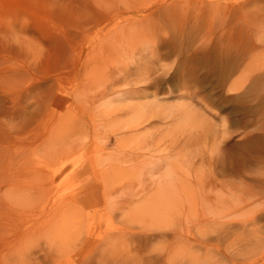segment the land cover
I'll return each mask as SVG.
<instances>
[{
	"label": "rangeland",
	"instance_id": "374dc122",
	"mask_svg": "<svg viewBox=\"0 0 264 264\" xmlns=\"http://www.w3.org/2000/svg\"><path fill=\"white\" fill-rule=\"evenodd\" d=\"M118 11L157 49L108 58L109 32L123 25ZM114 65L142 81L137 91L80 103L91 76L103 80ZM134 102L189 116L186 124L152 119L141 130L149 131L142 146L154 140L165 150L142 160L167 158L165 168L175 163L188 184L162 214L141 208L146 196L126 190V177L103 174L116 164L119 141H104L116 122L93 140L95 114ZM61 117L75 120L70 140ZM111 177L123 189L106 196ZM210 182L218 190L204 188ZM55 205L68 209L62 229ZM160 227L192 234L186 264H264V0H0V264L28 254L29 264H99L113 246L130 249L121 255L135 264H165L148 258L172 237L144 235Z\"/></svg>",
	"mask_w": 264,
	"mask_h": 264
},
{
	"label": "bare ground",
	"instance_id": "6f19581e",
	"mask_svg": "<svg viewBox=\"0 0 264 264\" xmlns=\"http://www.w3.org/2000/svg\"><path fill=\"white\" fill-rule=\"evenodd\" d=\"M182 6L183 5L181 3L179 6H178V4H175L172 7L173 13L179 14L181 11L180 9H183ZM179 7H180V9H179ZM127 10H128V8H127ZM118 12H119L118 18L121 19V21L123 19V25L120 27H115V28L111 29V31L109 32L107 40L105 41L107 53L108 54L110 53V56L107 55L108 58L114 57V61L116 60L117 63H120L121 57H124V54L127 53L128 49L129 50L130 49H138L139 47L143 48L146 45L147 46L150 45V46L155 47L157 49V47L155 46L154 39L145 38L142 41L139 40V37H138L139 32L137 33L127 23L128 19L125 18L127 12H124V11L123 12L118 11ZM199 12H200V10H198V13ZM150 50H151V48H150ZM133 53H134V51H133ZM135 57L136 56H131L132 61L137 60V57L136 58ZM153 59H155V60L157 59V53ZM117 66H115L114 69L108 68V66H106L107 70L105 73L103 72L102 75L105 76L108 74V77H106L103 80L102 79L97 80L96 78L91 76V78L85 83V84H88V86L85 87L84 91H82V92L80 91L81 93L79 92V94L85 93L84 95L81 96V99H79L80 103L83 102V103L89 104L90 102L94 103L96 100L102 101V100L110 98V97L114 98V101H121V100L124 101L125 97L133 95L137 91L135 89V86L138 84V82H142V81H139L140 80L139 78H138L139 80H136V79L135 80H129L130 74H127V72H126L127 69L123 66H120V65H119L120 67L119 66L117 67ZM93 70H94V68L92 69V72H93ZM151 74L152 73H150V75ZM248 77H249V75H248ZM147 78H146V80H147ZM157 79L158 78H154L153 81L150 82L149 84L157 83L159 80V79L158 80ZM122 81L126 82L123 85V87L120 85ZM96 82H98V83H96ZM82 90H83V88H82ZM77 95H78V93H77ZM91 109L89 111H91ZM165 111H166V109H164V112ZM188 117L187 116L185 117L182 115L177 116V115H174L172 113L167 114V112H165L164 114H161L159 105L153 104V103L148 104L146 102L128 103L126 105H122L121 107H114L112 109L111 113H107V111H102L100 114L94 115L93 122L95 124L97 131H96V136L93 140H95L96 142L98 140H101L100 139L101 133H99V128H103L104 130H106V127L108 125L116 122L115 127L112 130V133L107 138H104V141L106 140V142H107V140H108V142H110V139L111 140L113 139L115 141H119L118 142L119 146H117V148L119 150H117V152L115 153V159H113L116 161V164L113 166V169L107 168V170H103V174L109 175V173L115 172L114 177H116V176H119V178L126 177L127 180L129 181L128 183L126 182V186H125L126 190L128 189L129 191H131L133 196H146L144 198V201H141L142 199H139L140 205L142 204L141 208L149 209L156 214H162V213H164L165 209L172 210L177 206L176 205V199L174 198V196L172 197V195H175V191L177 192V194L178 193L180 194V192H183V191H186L189 189V188H187L188 187L187 183L181 184V178L178 177L179 171H178V168L176 167V165H174L175 163L172 164L169 168H165L168 164L165 161L167 158L161 159V158L156 157V158L152 159L153 158V155H152V156H150V160H149L150 162L149 163L146 162L145 160H142L143 157L148 156L147 153H152L155 150L162 151V152L165 151V150H160L159 149L160 147L158 149H156L157 143H155L154 140H152L151 142L149 141V143H146V145L142 146V143L144 142V140L149 136L148 130H146L147 132H145L143 134L141 133L142 128L144 129V127H146L148 124H151L152 119H156V118L157 119L161 118L162 120L167 119V118L168 119L173 118V120H174L176 118V121L179 120L180 124H186L188 122V119H187ZM73 119L74 118H71V119L65 118L64 119L61 117V120L58 124V129H63V132L70 130V131H68V134L64 133L65 138L66 139L69 138V140H70L71 135H72V132H71L72 128L70 129L69 127L72 125L73 122H75V120H73ZM67 123H69V124H67ZM70 123H71V125H70ZM75 124L76 123H74V125H72L71 127H76ZM68 125H69V127H68ZM54 131H55V129L53 127V129L51 131V136H50V144H53V142H54ZM94 132L92 134H94ZM73 139H71V140H73ZM148 139L149 138H147V140ZM86 140H88V137ZM128 141H131V142H128ZM145 142H146V140H145ZM69 145L67 144V146H69ZM128 146H130V147H128ZM94 147H96V146L94 145ZM69 148H68V150H69ZM95 155H97V154H95ZM98 158L100 159V157H98ZM104 161H105V159H104ZM101 166H102V164H101ZM101 170H100V172H101ZM198 177H199V175H198ZM143 178L149 179V180H151V182L149 181L150 183L145 185V184H143ZM199 178H201V177H199ZM203 179H204V177H203ZM111 180H113V181H111V183H109V184H108V182H105L106 183L105 184V187H106L105 195L106 196L110 195L111 193L113 194V193L118 192L119 190L123 189V187L118 188L113 183V182H115L114 180H116V178L112 179V177H111ZM199 181H200L199 183H202L201 181H203V180L201 179ZM231 185H233V184H231ZM203 186H204V188H207V186H210L209 188L218 190V185H216L213 182H210L208 184H204ZM204 188H202V189H204ZM197 189H199V187H197ZM202 191L204 192V190H202ZM145 192H148V193H145ZM149 197H150V201H147V200H149L148 199ZM203 201H204V204H207V205L211 204V202L209 200L207 201L205 198L203 199ZM177 202H179V201H177ZM206 202H208V203H206ZM55 206H56V208H54L55 209L54 210V213H55L54 221L56 220L55 225H56V227L62 229V228H64L65 224L61 220L62 218L60 216V213H62L64 215V212L68 209L61 208V206H59V205H55ZM142 210H144V209H142ZM207 223L211 224V222L209 220L207 221ZM207 223H205V224H207ZM215 223H216L215 224L216 226L220 225V221L215 222ZM205 224H203V226ZM212 224H213V222H212ZM56 227L53 226L51 229L53 234H56V233L58 234V232L60 231ZM160 228H161L160 230H156L158 232H155L152 230V232H149V231L145 232L144 235H147L146 236L147 239H149L150 237H153V236H160V237L166 239L167 237L171 236L172 237V243H169V245L165 249L166 250L165 253H162V250H163L162 244H160L158 247H155L156 249L153 248L154 251L152 253L155 255V257H153V254L151 253V255L148 258V261L152 262V261H154L155 258H156V260H159L160 257H164L165 258L164 259L165 264H186L188 261V258L184 257V256L188 255V250H189V246H190V236H192V234L189 232V230H186L184 228L183 229L181 228V230H179V228H177V229H164L162 227H160ZM224 231H225V228H221V231H219L220 232L219 234L221 235V233ZM120 233L122 234V232H120ZM120 233H119V237H123V236H121ZM139 233H141V232H139ZM115 238H117V236ZM18 244H19V242H18ZM82 250H83V247H82ZM126 250H130V249H127L125 247L118 248L117 246L111 247V249L108 251V253L105 256L98 258L99 264H135V262L132 261L133 259H127L126 260V259L122 258L121 254L125 253ZM180 250H182V251H180ZM137 252H140V249ZM58 254H60V253L58 252ZM28 256H29V254L25 258L17 260L16 263L17 264H29L28 263L29 260H27ZM134 256H135L134 257L135 260L142 263V260H138V258H139L138 254H136ZM180 257H184V261L186 263L182 262V258H180ZM28 258H30V257H28ZM56 264H70V263H69V261H63V262L59 261Z\"/></svg>",
	"mask_w": 264,
	"mask_h": 264
}]
</instances>
